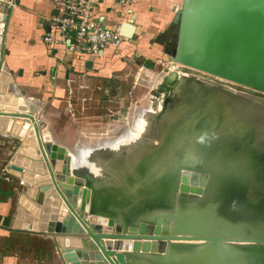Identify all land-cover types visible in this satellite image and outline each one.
Masks as SVG:
<instances>
[{"label":"water","instance_id":"obj_1","mask_svg":"<svg viewBox=\"0 0 264 264\" xmlns=\"http://www.w3.org/2000/svg\"><path fill=\"white\" fill-rule=\"evenodd\" d=\"M14 4L0 0V132L20 141L6 171L25 185L13 229L51 239L61 264H264V0H185L142 133L72 150L7 94Z\"/></svg>","mask_w":264,"mask_h":264},{"label":"crops","instance_id":"obj_2","mask_svg":"<svg viewBox=\"0 0 264 264\" xmlns=\"http://www.w3.org/2000/svg\"><path fill=\"white\" fill-rule=\"evenodd\" d=\"M54 1L15 0L5 32L4 48L8 55L4 56L2 72L9 78L7 94L11 97L23 93L29 114L46 124L57 145L69 150L70 146L63 140L74 136L83 138L80 125L89 123L91 119L83 111L88 106L86 104L80 107L84 113L80 115L82 118L75 116L70 100L75 98L76 90L88 93L89 86L112 78L111 73L116 71L121 59L133 54L134 50L144 51L136 45L137 41H143V30L148 36L156 34L159 29L162 31L165 25L160 28L162 17L156 16L154 10L150 11L151 6L164 12L167 4L173 6L177 0H134L126 7L106 0L98 10L101 20L109 28H116L120 23L131 24L134 40L120 50L122 58L112 56L108 50L106 58L101 61L104 65L99 67V62L91 70H86L84 64L66 53L61 45L49 46L42 41L48 31V18L57 14ZM136 36L139 37L137 41ZM88 137L94 139L97 136L90 133ZM18 142L12 135L0 132V264H61L51 239L13 229L18 223L15 221L17 202L25 185L15 176L8 175L6 166L15 155Z\"/></svg>","mask_w":264,"mask_h":264},{"label":"rangeland","instance_id":"obj_3","mask_svg":"<svg viewBox=\"0 0 264 264\" xmlns=\"http://www.w3.org/2000/svg\"><path fill=\"white\" fill-rule=\"evenodd\" d=\"M184 2L185 0H177L174 5L172 4L173 6L167 4V10L165 9L164 12L160 8L151 6L150 11L154 10L153 13H156V16L162 17L159 21V23L163 22L160 24V28L163 24L165 25L162 31L160 29L155 30L156 34L152 33L148 36L146 35L147 32L145 33L143 30L141 34L143 36L142 43L137 41L139 37L136 36L137 48L140 47L145 50L142 52L134 50L133 54L121 59L120 64L114 62L117 63V67L116 71L111 73L112 78L109 80L102 79V83L100 81L89 86L88 93H82L75 89L76 96L70 100L72 108L75 109V116L82 118L80 115L84 111L86 116L91 117V119L89 123L80 125L83 128V138L74 136L63 140L70 146V150L75 145L85 147L89 143L103 145L111 142L114 137L121 135V131L127 124L137 126L139 118L152 107L155 99L154 92L161 93L162 89L158 88V85L162 81V77L173 66L175 53L179 48L180 24L176 18L178 12L183 9ZM172 13L173 15H171ZM139 43L141 45H138ZM148 57L151 59L148 60ZM116 61L120 60L117 59ZM102 65H104L103 62L99 64V67ZM85 96L86 102L83 103L82 99ZM83 104L88 106L81 112L80 107ZM159 105L160 101H158L155 110L160 109ZM97 117L99 119L95 120ZM90 133L97 137L89 138Z\"/></svg>","mask_w":264,"mask_h":264},{"label":"built area","instance_id":"obj_4","mask_svg":"<svg viewBox=\"0 0 264 264\" xmlns=\"http://www.w3.org/2000/svg\"><path fill=\"white\" fill-rule=\"evenodd\" d=\"M106 0H55L57 12L48 18V31L42 41L49 46H62L66 53L83 64L93 66L106 58L111 50L114 57H123L120 50L131 40L120 33L121 23L116 28L107 27L98 14ZM114 4L126 7L134 0H111ZM129 24V23H128Z\"/></svg>","mask_w":264,"mask_h":264},{"label":"bare ground","instance_id":"obj_5","mask_svg":"<svg viewBox=\"0 0 264 264\" xmlns=\"http://www.w3.org/2000/svg\"><path fill=\"white\" fill-rule=\"evenodd\" d=\"M145 117L142 115L141 116V118H139V120H138V125L137 126H135L134 125V127H133V131H132V137H135V136H137L138 134H141L142 133V130H143V128H144V126H145ZM132 137H131V139H132ZM103 161V160H102ZM102 161H100V163L102 162ZM103 163V162H102ZM100 169H106V167H105V165L104 164H101V166H100ZM99 170V169H98ZM190 177H188V180L190 181Z\"/></svg>","mask_w":264,"mask_h":264}]
</instances>
